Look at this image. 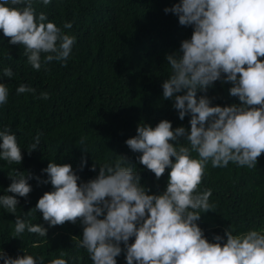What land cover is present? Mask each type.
Here are the masks:
<instances>
[{"label":"clouds","instance_id":"clouds-1","mask_svg":"<svg viewBox=\"0 0 264 264\" xmlns=\"http://www.w3.org/2000/svg\"><path fill=\"white\" fill-rule=\"evenodd\" d=\"M51 3L0 0V31L10 38L8 44L23 48L26 64L36 71L52 61L66 65L76 44V36L65 31L72 29L71 21L61 27L46 11H37L36 5ZM163 11L192 28L190 38L166 54L169 74L161 85L162 99L172 100L179 120L190 116V128H173L168 119L155 126L140 123L125 144L140 154L139 164L157 180L168 170L164 191L150 193L123 155L102 164L95 161L90 170L98 166L99 173L87 181H81L71 163L50 160L41 174L18 168L8 173L11 183L0 195V209L16 214L18 197H28L33 189L29 181L35 179L52 187L27 213H41L48 227L79 221L83 231L76 247L86 250L92 264H117L122 252L125 264H264V224L236 234L230 226L210 240L198 223L202 213L214 208L212 190L199 188L209 162L212 168L232 162L252 169L264 153V0H178ZM14 75L11 67L0 70V78ZM217 81L231 83L229 94L239 103L214 105L215 97L207 93ZM24 93L35 97L36 89L20 84L15 94ZM8 97L9 89L0 82V108ZM36 98L48 100L49 93ZM41 135L37 132L24 149H37ZM86 141L81 137L80 145ZM22 150L16 134L7 125L0 128V161L20 165ZM86 166L82 157L79 171ZM25 232L46 237L48 228L16 215L11 238ZM23 253L13 257L0 248V262L45 264L43 256ZM64 257L62 252L48 264H69Z\"/></svg>","mask_w":264,"mask_h":264},{"label":"trees","instance_id":"trees-1","mask_svg":"<svg viewBox=\"0 0 264 264\" xmlns=\"http://www.w3.org/2000/svg\"><path fill=\"white\" fill-rule=\"evenodd\" d=\"M177 2L52 0L46 8L36 5L37 11H46L58 26L71 21L72 29L65 31L77 38L66 65L52 61L39 71L26 64L23 48L8 44L10 38L0 31V70L11 67L15 73L12 78H0L9 89L8 102L0 108V128L7 125L23 149L20 165L0 161V195L11 183L8 173L13 169L41 174L50 160H57L71 163L81 181H87L99 173L98 166L95 172L90 170L95 161H115L119 155L127 157L129 166L140 172L141 183L150 193L164 191L168 170L157 180L139 164L140 154L132 152L125 140L136 134L138 124L155 126L161 119L171 120L173 128H190V116L179 120L172 100L162 99V81L169 74L165 56L179 49L181 41L192 34L191 26H181L177 16L163 11ZM20 84L35 88V97L31 93L16 95ZM231 87V83L217 81L207 95L215 97L214 105L239 103L238 97L229 94ZM41 92L49 93V99L36 98ZM37 132L42 133L41 144L29 153L24 148L31 145ZM81 137H87L84 146L80 145ZM82 157L87 158V166L79 171ZM29 183L33 189L27 198L18 197L16 214L0 209V248L13 257L23 255L25 249L43 256L45 264L62 252L69 264L74 258L76 264H92L86 250L76 247L83 231L79 221L48 227L41 213H27L52 187L38 185L35 179ZM199 188L212 190L209 202L214 208L202 213L198 221L210 240L230 226L236 234L264 224V153L252 169L232 162L226 168H212L209 162ZM16 215L43 224L48 228L47 236L25 232L21 238H11ZM117 264H125L123 252Z\"/></svg>","mask_w":264,"mask_h":264}]
</instances>
